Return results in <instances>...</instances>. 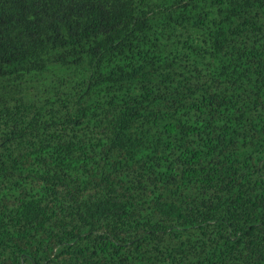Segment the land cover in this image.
Here are the masks:
<instances>
[{
    "label": "trees",
    "instance_id": "1",
    "mask_svg": "<svg viewBox=\"0 0 264 264\" xmlns=\"http://www.w3.org/2000/svg\"><path fill=\"white\" fill-rule=\"evenodd\" d=\"M0 264H264V0H0Z\"/></svg>",
    "mask_w": 264,
    "mask_h": 264
}]
</instances>
